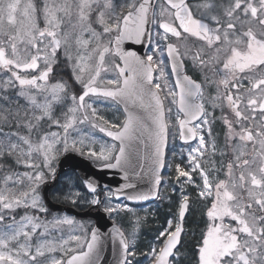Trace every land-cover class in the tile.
<instances>
[{"label": "snow or ice", "instance_id": "1", "mask_svg": "<svg viewBox=\"0 0 264 264\" xmlns=\"http://www.w3.org/2000/svg\"><path fill=\"white\" fill-rule=\"evenodd\" d=\"M71 154L123 183L74 179ZM47 189L111 229L52 215ZM153 199L169 218L138 252L126 202ZM109 241L115 264H185L189 242L190 264H264V0H0V264H102Z\"/></svg>", "mask_w": 264, "mask_h": 264}, {"label": "water", "instance_id": "2", "mask_svg": "<svg viewBox=\"0 0 264 264\" xmlns=\"http://www.w3.org/2000/svg\"><path fill=\"white\" fill-rule=\"evenodd\" d=\"M125 47L131 48L133 50H136L138 54L143 55L144 53L147 52L148 48L147 45H134L129 43H126ZM103 134V133H102ZM105 136V134H103ZM106 137V136H105ZM108 138V137H107ZM111 140V138H108ZM168 147V145H167ZM167 147L165 149V159H166V152H167ZM72 160L71 163L77 165V167L74 169V171L77 173L78 177H83L84 175H89L92 176L96 179H98L100 185L110 187L113 191L123 183L122 179V174L118 172V170H109V169H104L101 170L97 167V165H94L92 161H89L85 157H80L77 154H71ZM65 171H67L69 168L67 164H65ZM164 169L161 170V175L163 174ZM150 183H148L146 180L141 182L138 185V188L141 191H147L150 188ZM50 189H47V200L46 203L50 204V207L53 212H66L68 214L74 215L78 218H91L95 221L94 226H99L101 232H106L111 229L112 227V222L107 218V215L102 213V212H97V211H85L81 212L77 210L76 208L70 207V206H65L59 203H56L52 200L50 197ZM156 200H149V201H143L139 203H146V202H153ZM133 203V202H129ZM115 255L112 251V246L111 242H107L104 252H103V259H102V264H115Z\"/></svg>", "mask_w": 264, "mask_h": 264}, {"label": "rangeland", "instance_id": "3", "mask_svg": "<svg viewBox=\"0 0 264 264\" xmlns=\"http://www.w3.org/2000/svg\"><path fill=\"white\" fill-rule=\"evenodd\" d=\"M57 78H59V77H57ZM100 113L106 119H108L109 121H112V122H117L118 120L122 119L121 111H117V109L114 106H111V107H103L102 106L100 109ZM95 135H96L97 139L104 140L106 142H111V141L105 139L98 132V130L95 131ZM172 145L174 148L176 147L177 149H178V147H180L177 145L176 140H174L172 142ZM96 147L98 148L99 145L97 144ZM175 155H177V154H175ZM73 178L78 180L77 175L74 172H73ZM64 183H65V178L63 177L62 182L60 183V185L57 188L62 187ZM114 202H116V201H114ZM166 203H167V201H161V202H158L156 204L149 205V206H131V207H134L136 209L137 215H139L140 217H146V220L140 226L138 238L136 241L138 252L147 251L148 245H149L150 241L153 239V237L156 233V230L160 227V225H162L164 223L163 220H166L167 218H169L168 203L167 204ZM22 214H23V209L18 210L17 218H19V215H22ZM55 215H66V214H55ZM48 218L51 219V216H49ZM196 219H199V217L198 216L190 217L189 222L191 224L193 223V225H194ZM131 220H132V217L130 215L122 214L121 218H119L117 221L118 224L123 228V230L125 231L126 234L130 233L132 230ZM77 221L84 223L88 227L91 226L90 222H83L80 220H77ZM64 234H65V236H67V234H68L67 228H65ZM185 250H186V248L182 249V251H185ZM140 258L143 259L142 257H140ZM190 259H191V257H189V260H186L187 262L185 261V264H190Z\"/></svg>", "mask_w": 264, "mask_h": 264}, {"label": "flooded vegetation", "instance_id": "4", "mask_svg": "<svg viewBox=\"0 0 264 264\" xmlns=\"http://www.w3.org/2000/svg\"><path fill=\"white\" fill-rule=\"evenodd\" d=\"M215 131H217V132L220 131L219 125H217ZM177 145L180 146V147H178V149L176 147L174 148L173 145H170L169 151H168L167 165L168 164H173L174 165L175 163H178V162L181 161V152H182V149H186L187 148V145L181 144L178 138H177ZM173 153H175L177 155H174ZM185 155H186V152H185ZM167 165H166V170L164 172V179L166 181H170L171 178L174 176V172ZM170 190L171 189H170L169 186H162L161 192L170 191ZM187 227L188 228L193 227V223L192 224L191 223H188L187 224Z\"/></svg>", "mask_w": 264, "mask_h": 264}, {"label": "trees", "instance_id": "5", "mask_svg": "<svg viewBox=\"0 0 264 264\" xmlns=\"http://www.w3.org/2000/svg\"><path fill=\"white\" fill-rule=\"evenodd\" d=\"M199 219H196V221H198ZM195 221V222H196ZM163 222H165V220H163ZM196 226V224L194 223V225H193V227H195ZM193 227H190V228H193ZM189 238H186V240H188ZM185 248H186V250L188 251V253H189V257H190V253H191V242H189V243H187L186 245H185ZM187 262V261H186Z\"/></svg>", "mask_w": 264, "mask_h": 264}]
</instances>
